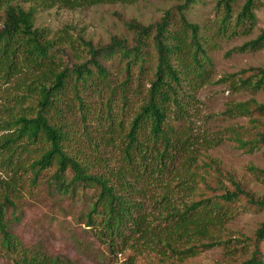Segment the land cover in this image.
Masks as SVG:
<instances>
[{
	"label": "rangeland",
	"instance_id": "374dc122",
	"mask_svg": "<svg viewBox=\"0 0 264 264\" xmlns=\"http://www.w3.org/2000/svg\"><path fill=\"white\" fill-rule=\"evenodd\" d=\"M243 2L233 3L232 20L225 26L221 25L223 10L219 0H195L184 11L187 21L199 26L202 46L210 58L204 76L208 79L192 89L188 119L176 126L190 138L191 149L178 157L167 174L127 177L133 184L128 188V195L144 207L153 225L162 224L167 208L181 207L183 202L217 193L207 190L205 184L211 188L224 184L233 190L232 179L255 197L264 199V175L257 172L264 169V145L256 143L258 134L264 132V115L225 113L235 103L247 102L250 108L264 103V88L253 91L241 83L250 73L242 70L249 67L264 70V46L254 51L239 50L243 43L264 31V0H256L255 24L248 30L234 25ZM183 3L184 0H136L73 9L53 6L38 9L34 26L45 29L57 68L72 70L90 58L86 43L101 48L117 37L123 38L128 46L133 45L135 34L125 25L127 21L154 26L169 12L171 30L179 28L178 6ZM149 39L145 48L147 69L142 78L137 80V69H133L128 85L122 86L127 79L124 62L116 57L103 60L108 78L93 76L88 84H75L71 78L49 112L51 122L66 130L63 143L66 152L80 161L88 173L103 174L113 183L119 181L118 168L125 166V133L155 64ZM38 99L39 93L30 75L20 73L0 78V204L8 230L24 246H39L80 264H241L251 257L255 248L264 254V239H256V230L264 222V209L251 206L244 198L230 205L234 215L215 234L212 240L216 243L195 255L183 257L158 245L134 240L118 243L111 252L85 225L92 191L86 190L83 197L58 196L48 188L45 171L32 180L30 165L46 145L41 147L35 141L24 147L16 144L7 147L3 143L4 136L14 131L10 125L17 116L35 114ZM140 136V140L149 144L145 135ZM236 138L245 145L240 147ZM15 165L19 166L17 171ZM186 170L193 177H183ZM67 174L71 176L70 171ZM184 178L194 180L195 184L187 181V186L182 185ZM164 196L168 199H163ZM0 264L10 263L0 256Z\"/></svg>",
	"mask_w": 264,
	"mask_h": 264
},
{
	"label": "trees",
	"instance_id": "16d2710c",
	"mask_svg": "<svg viewBox=\"0 0 264 264\" xmlns=\"http://www.w3.org/2000/svg\"><path fill=\"white\" fill-rule=\"evenodd\" d=\"M136 0H0V78H11L17 74H28L38 90L39 99L34 115L21 114L10 125L14 131L4 136V145L10 147L39 141L44 147L33 159L30 167L34 181L43 171L48 173L46 184L58 196L79 195L86 190L92 193L88 199L85 214L87 229L93 230L96 239L107 244L113 252L118 243L128 240L142 241L147 245H158L161 249L184 256L195 255L199 251L214 245V237L223 225L234 215L230 205L244 198L251 206L264 209V199L255 197L245 190L240 182L232 179L233 190L219 184L213 189L217 193L205 194L197 200L183 202L181 207L172 206L165 210L162 224L153 225L148 219L144 207L128 194L133 187L127 177L164 175L181 154L191 149L190 138L178 129L177 123L188 119L187 106L193 99L192 89L200 86L204 78L205 66L210 58L202 46L199 26L187 21L184 11L195 0H184L178 6L180 26L171 30L169 12L154 26H144L130 20L125 22L135 34L134 44L128 46L123 38L113 37L108 45L95 48L86 43L90 58L81 64L69 68H57L52 53V43L46 38L45 29L34 26L38 9L61 6L69 9L92 6L100 3H133ZM236 0H219L223 10L221 25L232 20V5ZM28 4L25 6V4ZM256 0H244L234 18L235 27L241 25L245 30L255 24ZM154 27V32H151ZM151 39L155 52V64L143 92L142 101L132 117L124 138V167L116 171L119 181L115 183L103 174H91L82 163L69 155L64 148L66 130L51 122L49 112L55 107L60 93L71 78L74 83L88 84L90 78H108V70L103 60L116 57L124 62L127 86L132 78L131 71L137 69L135 78L145 75L146 50ZM149 39V40H150ZM264 46V31L254 39L239 47L240 51H254ZM51 50V51H50ZM201 57V59H200ZM90 66H89V65ZM250 72L241 83L254 90L264 88V70L249 67L242 70ZM225 113L230 115H264V103L250 108L247 102L235 103ZM145 135L146 141L140 140ZM238 145L245 143L236 138ZM25 142V143H24ZM256 143L264 145V132H260ZM188 158L191 157L187 153ZM18 160H16V163ZM212 164H209L211 166ZM16 171L19 166L15 165ZM70 171L71 176L67 172ZM183 177H193L186 170ZM264 175V169L257 170ZM218 172L221 174L220 170ZM146 174V175H145ZM184 178L180 183L187 186ZM185 189V188H184ZM167 198L164 196L163 199ZM168 199V198H167ZM4 201H9L7 195ZM3 205L0 204V256L10 264H80L67 256L51 254L41 247L24 246L7 227L3 218ZM201 239L207 242H200ZM256 239H264V222L256 230ZM198 242V243H196ZM182 244H186L184 246ZM241 264H264V254L254 249L251 257Z\"/></svg>",
	"mask_w": 264,
	"mask_h": 264
}]
</instances>
